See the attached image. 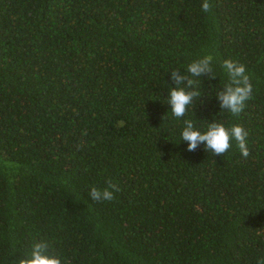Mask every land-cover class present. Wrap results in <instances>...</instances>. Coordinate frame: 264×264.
I'll return each mask as SVG.
<instances>
[{
	"label": "trees",
	"instance_id": "obj_1",
	"mask_svg": "<svg viewBox=\"0 0 264 264\" xmlns=\"http://www.w3.org/2000/svg\"><path fill=\"white\" fill-rule=\"evenodd\" d=\"M0 0V264L47 242L61 264H257L264 258V0ZM213 57L184 117L171 72ZM252 93L233 116L223 61ZM248 133L187 151L184 121ZM118 185L112 201L92 187Z\"/></svg>",
	"mask_w": 264,
	"mask_h": 264
},
{
	"label": "clouds",
	"instance_id": "obj_2",
	"mask_svg": "<svg viewBox=\"0 0 264 264\" xmlns=\"http://www.w3.org/2000/svg\"><path fill=\"white\" fill-rule=\"evenodd\" d=\"M211 8L209 0H203L202 11L209 12ZM212 62L213 57L206 55L189 64L187 74H181L179 70L171 72V79L175 86L171 88L167 104L170 105V110L177 119L184 117L193 100L201 95L195 87L197 80L190 77L207 76L209 80L216 78ZM221 67L227 73L229 80L216 94V99L220 102L221 109L229 111L233 116H238L243 111L245 102L251 99L252 85L249 76L246 75L244 65L232 60L223 61ZM184 124L181 136L182 140L187 142L189 152H194L198 145L203 144L206 151H212L216 156H221L231 148V141L235 140L242 156L247 158L250 155L246 143L248 133L239 125L228 128L214 121L208 123L207 131L202 133L195 128L191 120H185ZM119 190L118 185L109 182L108 187L102 190L92 187L89 196L93 201L110 202L115 198L114 193ZM48 248L47 242L36 243L30 257L20 259L19 264H61L58 257L48 254ZM257 264H264V258L258 259Z\"/></svg>",
	"mask_w": 264,
	"mask_h": 264
}]
</instances>
